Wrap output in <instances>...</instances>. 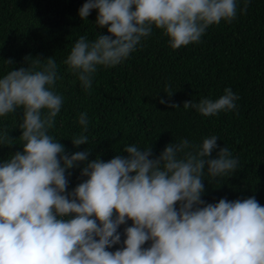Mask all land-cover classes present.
Listing matches in <instances>:
<instances>
[{"label":"clouds","instance_id":"clouds-1","mask_svg":"<svg viewBox=\"0 0 264 264\" xmlns=\"http://www.w3.org/2000/svg\"><path fill=\"white\" fill-rule=\"evenodd\" d=\"M249 3L243 0L240 11L246 13ZM237 7V0H86L80 18L96 10L95 24L107 26L109 35L91 42L80 36L63 63L88 91L97 66L126 60L153 26L178 49L198 43L211 25L231 23ZM45 60L35 58L0 78V117L23 110L22 151L0 162V264H264V206L254 196L201 199L206 167L214 179L239 165L227 146L209 158L218 148L214 135L199 145L169 143L154 159L151 146L129 144L127 156L88 162L81 171L86 179L67 192L66 171L89 152L68 155L49 134L64 98L53 89L57 63ZM166 93L173 94L167 86ZM238 99L225 88L218 99L189 100L183 107L210 117L236 109ZM78 123L83 132L72 139L74 146L88 142L86 112ZM0 144L12 145L7 130ZM129 220L123 247L108 251L121 243L118 228Z\"/></svg>","mask_w":264,"mask_h":264},{"label":"trees","instance_id":"trees-1","mask_svg":"<svg viewBox=\"0 0 264 264\" xmlns=\"http://www.w3.org/2000/svg\"><path fill=\"white\" fill-rule=\"evenodd\" d=\"M85 2L0 0V78L35 58L46 63L53 57L59 77L53 89L64 101L49 134L68 155L89 152L86 161L66 171L67 192L86 179L81 171L88 162L127 156L123 148L129 144L141 150L151 146L154 159L169 143L187 139L199 145L214 135L218 148L209 158L227 146L239 165L234 173L214 179L206 167L201 199L217 203L221 198L234 201L254 196L264 206V0H250L246 13L240 11L243 0H237V15L231 23L222 20L211 25L198 43L178 49H172L163 30L153 26L126 60L114 67L97 66L88 91L63 63L80 36L91 42L98 34L109 35L107 26L95 24L96 10L87 19L80 18ZM25 57H29L26 62ZM9 59L13 64L5 62ZM166 86L173 92L170 97ZM225 88L239 97L234 110L205 117L183 107L189 100L218 99ZM161 99L167 103H160ZM22 111L0 117V132L7 130L12 138V145L0 144V162L22 151ZM83 112L88 117L84 133L88 142L74 146L72 139L83 132L78 123ZM131 225L129 220L118 228L121 243L108 251L123 247L124 229Z\"/></svg>","mask_w":264,"mask_h":264}]
</instances>
